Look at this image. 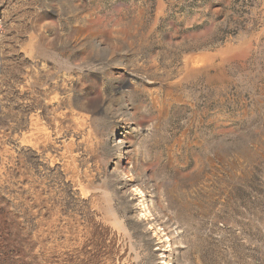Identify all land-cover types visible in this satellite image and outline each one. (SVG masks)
Segmentation results:
<instances>
[{"label":"rangeland","instance_id":"1","mask_svg":"<svg viewBox=\"0 0 264 264\" xmlns=\"http://www.w3.org/2000/svg\"><path fill=\"white\" fill-rule=\"evenodd\" d=\"M0 264H264V0H0Z\"/></svg>","mask_w":264,"mask_h":264},{"label":"bare ground","instance_id":"2","mask_svg":"<svg viewBox=\"0 0 264 264\" xmlns=\"http://www.w3.org/2000/svg\"><path fill=\"white\" fill-rule=\"evenodd\" d=\"M197 60V59H196ZM198 62V61H197ZM197 62H195V63H197ZM186 67V66H185ZM86 117V116H85ZM78 118H79V116H78ZM77 118V119H78ZM77 122V124H76V126H77V128L79 129V127L80 128H84L85 127V120H84V118L83 117H80L78 120H76ZM36 126H37V128H35L36 130H37V132L35 133L37 136H36V138H35V134L34 135H31V139L32 138H34L35 139V142L34 143H32V141H29V143H31L32 144V146H34L35 147V145L36 144H41V145H44L46 142H48L50 139H49V135H48V133H46L47 131H46V129L44 128V127H42V125L41 124H39V123H36ZM87 126V125H86ZM34 141V140H33ZM71 145V144H70ZM70 145H68L67 147H66V160L62 163V168H63V171L66 173V175H67V179H71L72 181H75L77 184H79V186H80V188H81V186L82 187H86V186H88L89 185V187H90V185L92 186V184H93V179H92V177H90V176H88L87 174H82V173H80V170H79V167H78V161H77V159H76V155L74 156V154L72 153L73 151H71V146ZM43 148V147H42ZM63 161V160H62ZM50 162V161H49ZM130 163V162H129ZM50 167L51 168H56V166H55V163L53 162V161H51L50 163ZM132 164V163H131ZM130 164V165H131ZM136 170V169H135ZM73 183V182H72ZM84 183H86L87 185L86 186H84L85 184ZM100 187V186H99ZM90 188H93V187H90ZM90 188H87V189H90ZM96 188V187H95ZM94 189V188H93ZM96 190H98V189H96ZM83 192V191H82ZM90 192V191H89ZM92 192H94V191H92ZM51 193V195H52V191L50 192ZM87 193V192H86ZM105 193V192H104ZM141 195L142 196H144L143 195V193H141ZM144 207V206H143ZM114 222V224L115 225H117L118 224V222L116 221V219L113 221ZM99 234H100V236L101 235H103L104 234V231H99L98 232ZM112 237V236H111ZM113 238V237H112Z\"/></svg>","mask_w":264,"mask_h":264},{"label":"water","instance_id":"3","mask_svg":"<svg viewBox=\"0 0 264 264\" xmlns=\"http://www.w3.org/2000/svg\"><path fill=\"white\" fill-rule=\"evenodd\" d=\"M66 122H64V124H65Z\"/></svg>","mask_w":264,"mask_h":264}]
</instances>
